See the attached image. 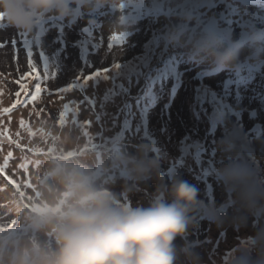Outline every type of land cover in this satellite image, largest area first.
Listing matches in <instances>:
<instances>
[{"label":"rangeland","instance_id":"rangeland-1","mask_svg":"<svg viewBox=\"0 0 264 264\" xmlns=\"http://www.w3.org/2000/svg\"><path fill=\"white\" fill-rule=\"evenodd\" d=\"M150 2L157 4L138 10L131 9V0H121L117 7L82 11L74 20L45 14L31 32L11 26L0 14V110L11 109L0 111V166H5L0 187L15 186L7 177L19 186L28 180L39 163L34 157L40 123L54 119L58 127H70L73 138L79 137L77 142L93 154L96 163L108 167L109 187L121 204L147 207L157 195L171 202V186L177 179L194 186L199 214L174 243L189 245L192 251L210 245L212 253L199 257L209 263L210 257L233 251L240 237L254 236L264 226V199L248 208L216 169L242 162L253 170L255 183L264 187V63L242 58L235 69L214 71L205 63L189 60L162 37L166 25L187 16L190 28L227 38L225 31L232 29V39H236L248 24L234 22L236 17H251L253 27L264 30V6L196 0L181 5L184 13L178 15L180 3L174 0ZM119 17L136 22L127 32H118L112 24ZM29 61L39 71V79L25 80V93L17 81L30 71ZM114 64L119 67L113 69ZM101 69H109L106 81L101 82L102 77L84 79ZM139 70L142 73L137 77ZM124 72L129 76L120 77ZM36 83L42 91L33 101ZM74 84L66 93L57 91ZM111 85L113 91L108 90ZM65 104L69 111L61 124L59 114ZM146 137L173 150L149 151L148 157L159 163L158 173L129 180L118 163L119 156L139 154L138 146H149ZM185 137L190 143H181ZM179 144L186 151L177 150ZM139 186L147 191L137 190ZM4 195L0 188V199ZM209 208L222 209L219 217L233 231L234 242L225 240L217 220L205 214Z\"/></svg>","mask_w":264,"mask_h":264},{"label":"clouds","instance_id":"clouds-1","mask_svg":"<svg viewBox=\"0 0 264 264\" xmlns=\"http://www.w3.org/2000/svg\"><path fill=\"white\" fill-rule=\"evenodd\" d=\"M120 3L0 0V14L11 26L31 32L45 14L74 20L82 11L95 12ZM188 19L180 17L166 25L162 38L189 60L205 63L214 71L235 69L242 58L264 63V30L248 27L240 38L230 39L190 28ZM135 22L119 17L112 27L127 32ZM36 135L38 166L19 187H0L5 193L0 199V264H200L189 245L174 243L192 223L189 213L199 207L194 186L177 179L171 186V202L157 195L147 207L121 204L109 187L108 167L95 162L93 154L77 142L79 137L73 138L70 127L60 128L54 119H47L41 121ZM148 151V145H140L138 155L119 156L127 179L136 181L158 173L159 163L148 157ZM218 174L248 208L264 199V187L255 183L248 165L232 162ZM204 211L219 221L222 209ZM229 264H264V226L239 246Z\"/></svg>","mask_w":264,"mask_h":264},{"label":"bare ground","instance_id":"bare-ground-1","mask_svg":"<svg viewBox=\"0 0 264 264\" xmlns=\"http://www.w3.org/2000/svg\"><path fill=\"white\" fill-rule=\"evenodd\" d=\"M182 1H184V0H174V3L175 4H179V3H181ZM189 2H191V3H195L196 2V0H188ZM242 21H246L247 23H248V27H253V23H252V20L251 19H248V20H242ZM247 27V28H248ZM246 28V29H247ZM245 31V30H244ZM244 31H243V33H244ZM216 33V32H215ZM218 34V33H217ZM128 73V72H127ZM126 72H124L123 74H120L119 76L120 77H128L129 76V74H127ZM141 73H142V71H138L137 73H136V76L138 77V76H140L141 75ZM109 76V74H107L106 75V78L105 77H102L100 80H101V82H103V81H106L107 80V77ZM115 88V86L114 85H111V88H107L109 91H113V89ZM103 97V96H102ZM102 97H100V96H98V98H100V100H101V98ZM71 118H72V116H70ZM131 120L133 121V117L131 118ZM144 135H145V133H143ZM147 138V140L149 141V146H151V148H149V151H151L152 153H156V152H170V151H172L173 149H170V150H167V149H164V148H162L161 146H159V145H157V144H154L153 142H152V140L150 139V138H148V137H146ZM181 143H190V140L188 139V137H185V138H183L182 140H181ZM192 143H195V142H192ZM155 145H156V147H155ZM179 146H180V144H179ZM186 147L185 146H183V145H181L180 146V148H177V150H184V151H186V149H185ZM148 151V152H149ZM199 153H201V152H199ZM135 155H138L137 153L135 154ZM198 157H200V156H198ZM198 159H200V158H198ZM213 165V163L211 164V166ZM216 166V165H215ZM219 166H216V169L219 171ZM119 170H121V168L119 167L118 168V171ZM162 178L160 177L159 178V180H161ZM156 197V196H155ZM141 205V204H140ZM217 223L219 224L218 225V227L221 229V230H223V233H222V236H223V238H225V240H229V241H231L232 239H233V242H234V233H233V231L232 232H230V229H226L224 226H223V224H222V218L220 217V219H219V221H217ZM249 237L248 236H245V237H240L239 239H238V246L233 250V251H230V252H227V253H224L222 256H219V255H217L216 257H214V256H212V257H210V259H209V263H213V262H215V263H213V264H219V263H221V264H229V260H230V257L232 256V254L234 253V252H236V250L239 248V246L244 242V241H246L247 239H248ZM211 246L210 245H208V246H205V247H202V248H193V251L199 256V257H201V256H203V255H205L206 254V252H208V253H212V251H211ZM199 260H200V264H209V263H207L205 260H203V259H200L199 258Z\"/></svg>","mask_w":264,"mask_h":264},{"label":"snow or ice","instance_id":"snow-or-ice-1","mask_svg":"<svg viewBox=\"0 0 264 264\" xmlns=\"http://www.w3.org/2000/svg\"><path fill=\"white\" fill-rule=\"evenodd\" d=\"M118 67H119L118 64H114L113 65V69L118 68ZM29 68H30V71L24 73V75L21 77V79L19 81H17V83L20 85V88L25 93L28 92V86H27L26 83H24V81L27 80V79H39V71L37 70L35 65L32 64L31 61H29ZM108 71H109V69H101V70H98V71L92 73V75H90V76L84 77V79L85 80H91L94 77H105L106 78V74H107ZM75 86H76L75 84L74 85H69L68 88L59 89L57 91L61 92V93H66V92H68L70 90V88L75 87ZM41 91H42L41 84L40 83H36L35 84V94L31 96V99L33 101H35L37 99V97L40 96ZM16 95L19 96L20 93L18 92ZM0 111H2L4 113H7V112L11 111V109L3 108ZM68 111H69V106L67 104H65L63 106V111H61L60 114H59V116H60L59 122L61 124L64 122L65 114ZM21 123L23 124V121H21ZM0 134H2V133H0ZM33 135H34V133H33ZM11 155H12V153H9L8 157H6L5 160L7 161V159H9L11 157ZM36 163H37V161H36ZM3 173H5V166H0V174H3ZM7 179L10 180L13 185H15L16 187H19V185H16V181L11 180V177H7Z\"/></svg>","mask_w":264,"mask_h":264},{"label":"water","instance_id":"water-1","mask_svg":"<svg viewBox=\"0 0 264 264\" xmlns=\"http://www.w3.org/2000/svg\"><path fill=\"white\" fill-rule=\"evenodd\" d=\"M199 208H195L189 215L194 219L199 214Z\"/></svg>","mask_w":264,"mask_h":264}]
</instances>
